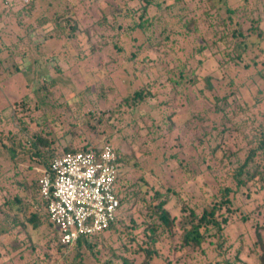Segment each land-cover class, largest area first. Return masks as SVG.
<instances>
[{"label": "rangeland", "instance_id": "obj_1", "mask_svg": "<svg viewBox=\"0 0 264 264\" xmlns=\"http://www.w3.org/2000/svg\"><path fill=\"white\" fill-rule=\"evenodd\" d=\"M223 1L159 0V8L149 10V28L132 32L127 27L138 22L141 0H0V264L73 260L47 221L39 229L26 221L27 205L29 212L41 211L36 190L25 187L38 186L44 170L38 163L45 158L22 152L34 150L38 135L49 141L43 149L48 162L67 149L104 144L133 154L120 181L131 194L128 216L117 240L105 235L93 241L88 264H123L124 257L145 264L148 244L157 252L151 264H218L208 244L204 253L179 250L178 232L151 244L147 226L157 191L178 221L190 208L201 213L218 203L219 190L235 186L230 173L259 132L264 0ZM117 7L124 10L118 19L112 13ZM66 11L78 22V44L51 39L65 37L60 27L67 22H56V15ZM239 31L243 36L234 34ZM142 89L152 95L135 103L134 92ZM259 179L222 208L228 244L241 250V264H261L264 177Z\"/></svg>", "mask_w": 264, "mask_h": 264}, {"label": "trees", "instance_id": "obj_2", "mask_svg": "<svg viewBox=\"0 0 264 264\" xmlns=\"http://www.w3.org/2000/svg\"><path fill=\"white\" fill-rule=\"evenodd\" d=\"M93 2H97V0H91ZM213 3V6H217L220 3H223V0H210ZM99 2V1H98ZM142 6L140 7L141 13L138 17V22H133L129 27H127L128 31L132 32H140L145 31L149 28L150 22L152 21L151 18L148 17L149 10L153 7V5L157 6L159 8V0H141ZM100 10L103 12L102 20L104 23H107V15H106V7H102V5H99ZM113 9V8H112ZM169 9V8H168ZM124 10L120 7H117L112 10L113 15H115L118 18H121L123 16ZM47 20L42 21L44 23ZM62 21L67 22L66 26H61L62 31L65 33L64 35H60L57 37H50L53 39L52 41H58V42H67L70 41L73 44H78V39L76 37V32L79 29L78 22L76 20H72V14L68 16V12L66 11L63 14H57L56 15V22L62 23ZM102 22H97L96 24H104ZM123 24L119 25L118 32H123ZM251 30H256L255 28H251ZM87 35L89 36L88 30L85 31ZM121 34V33H120ZM237 35V37L243 36V33L241 31L234 33ZM91 40V39H90ZM119 40H121V35H119ZM134 40H137L135 38ZM51 43V42H50ZM52 44V43H51ZM115 48L117 49L118 53H125L124 47L115 45ZM96 46L94 44L91 45V52H95ZM205 84H206V90L208 92L213 91V85L211 83L210 78H205ZM195 83V82H194ZM151 96L152 93H146V89L137 90L134 92V101L136 102H143L146 99V96ZM139 104V103H138ZM95 116V115H91ZM173 115L169 116L168 118H171ZM101 120V119H100ZM258 134L253 137V140L251 143H249V148L246 150L243 159L238 162V164L235 166L234 169H232V172L230 173L231 179L234 182L235 186L232 185H225L223 188L219 190V194L221 196L220 201L218 203H215L210 208H205L201 213L197 211L194 208L188 209V214L183 216V218L178 221L176 217H171L169 211L165 208L167 201L162 198V194L159 193V191L156 192L153 199L150 201L149 206L152 209L151 211V222L147 226L149 235L148 238L151 240V244H156L158 240L161 239L162 236L165 234H168L170 238H172L175 234V232H178L181 238V247L179 250L186 251H194V250H203L204 252H207L205 250V245L208 244L211 246L213 252H215V256L219 257L218 264H241L244 262V258L240 256L241 250H231V245L228 243V237L226 234V228L225 225L227 224L228 220L227 218H223L222 216V208L226 204H230V198L237 193H239L242 189L246 188L247 183L251 180H255L257 175L260 174L262 179H259L260 182H262L264 177V169L261 168L264 163V115L262 122L260 124V127L258 128ZM111 145V144H110ZM49 146V141L45 137L42 136H36L33 143L32 148L34 150H24L22 154L27 157H38V158H45V160L41 164L44 169H48L51 165V162L55 157H62L69 153H75V152H81V151H87L90 149H96L98 146L94 147H86L85 149L81 151H74L71 149H67L64 153L55 156L50 162L49 158H51V155L48 153H45L43 150L44 148ZM118 156V178H117V195L120 199V208L117 214V218L114 223L111 224L110 227H108L106 230H104L101 233L92 235V236H81L74 244L72 245H63L60 241L58 231L53 225V223L50 220L48 211H47V203L43 200L41 193H40V182L38 183V186L34 187H25V189H28V191L33 193V190H36V197L38 196L39 204L41 206V211H32L29 212V210L32 209L30 205L26 206V221L28 224H30L34 229H39L43 221L48 222V226L53 230L54 232V238L59 244V248L66 249L67 251H70L73 256L69 258H73L71 261V264H88L87 260L91 258V252L93 245L96 244L93 241L96 242L100 237H104L105 235L111 236V238H115L114 240H117L118 237H116L120 231L121 226L124 223L125 218H127V213L129 212L128 204L130 202L131 194H128V188L124 185H120L121 177L124 173V165L128 163L130 160L131 155L128 153H123L113 145H111ZM240 153V152H237ZM14 158V157H13ZM261 172V173H260ZM259 173V174H258ZM125 187V188H123ZM140 188H142L140 186ZM35 197V196H34ZM17 202L21 203V200L18 198L16 199ZM157 201V203H154ZM22 209H19L21 211ZM131 217V214L129 215ZM176 229V230H175ZM203 230V231H202ZM258 236V242L261 245V248L263 249V252L261 255H259V259L261 264H264V242L262 240V236L260 233L257 232ZM208 246V247H210ZM210 248V249H211ZM142 250L145 252V264H151V260L154 256V254H157L155 249L150 248V244H148V248ZM231 256V257H229ZM118 258V257H117ZM119 258V260L123 261V264H133L130 263L127 259ZM92 262V261H91ZM94 264V263H93Z\"/></svg>", "mask_w": 264, "mask_h": 264}, {"label": "built area", "instance_id": "obj_3", "mask_svg": "<svg viewBox=\"0 0 264 264\" xmlns=\"http://www.w3.org/2000/svg\"><path fill=\"white\" fill-rule=\"evenodd\" d=\"M118 171L110 144L55 157L42 171L40 193L63 245L101 233L115 222Z\"/></svg>", "mask_w": 264, "mask_h": 264}]
</instances>
